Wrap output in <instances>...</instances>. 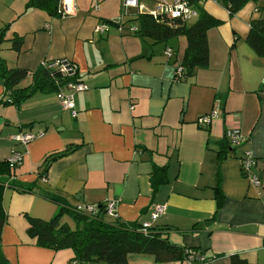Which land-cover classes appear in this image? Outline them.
<instances>
[{
    "label": "crops",
    "instance_id": "1",
    "mask_svg": "<svg viewBox=\"0 0 264 264\" xmlns=\"http://www.w3.org/2000/svg\"><path fill=\"white\" fill-rule=\"evenodd\" d=\"M119 1L97 0L103 7L96 11L93 0H62L65 14L56 18L30 8L28 0H0V60L8 70L30 73L17 88L29 86L43 63L59 60L75 64L88 88L73 93L75 118L54 91L0 104V162L13 150L23 153L21 164L0 179L27 189L2 192L0 264L1 256L2 264H72L70 249L39 246L28 235V218L48 221L57 214L55 198L80 215L87 212L79 207L116 200L117 219L140 224L163 206L151 226L172 245L202 253L204 264H230L233 256L264 264V57L245 41L250 21L264 19V0L232 17L207 0L202 7L223 23L207 32L208 66L180 82L174 73L185 39L153 43L134 34L135 24L115 20ZM104 19L122 25L96 32ZM17 38L19 50L12 43ZM3 94L0 80V99ZM211 113L209 124L197 123ZM235 128L245 143L221 159L224 134ZM19 133L43 135L18 147L11 138ZM244 150L256 160L260 187L241 173ZM64 151L45 172V159ZM154 166L166 167V181L157 187L150 180ZM217 193L223 196L219 208ZM60 222L76 227L69 214ZM127 262L187 264L145 254H130Z\"/></svg>",
    "mask_w": 264,
    "mask_h": 264
},
{
    "label": "trees",
    "instance_id": "2",
    "mask_svg": "<svg viewBox=\"0 0 264 264\" xmlns=\"http://www.w3.org/2000/svg\"><path fill=\"white\" fill-rule=\"evenodd\" d=\"M207 0H189V3L199 10L198 17L192 23H185L179 19L166 16L152 15L147 12H135L127 22L135 24L137 30L134 34L151 40L153 43H167L175 38L183 37L186 46L178 66L175 68L174 79L177 82L191 76L196 69L206 68L209 61L207 32L220 26L223 21L209 14L202 5ZM221 3L230 17L234 16L249 2L257 3L259 0H213ZM30 8L40 9L50 16L61 18L64 16L62 0H28ZM104 25H113L120 28L122 23L103 20ZM126 22V23H127ZM135 22V23H134ZM133 27V26H131ZM4 31L0 32V42L3 40ZM254 52L264 57V19L250 21V28L245 39ZM13 47L19 50L20 39L13 40ZM59 64L66 67L63 75L59 68H50L53 62L43 63L37 70L31 73L32 83L25 88H17L19 83L30 75L22 69L8 70L0 60V80L4 87L3 98L0 104L17 105L37 91H64L69 82L79 83L77 69L72 70L75 64L59 60ZM75 68V67H74ZM177 68L181 73L176 72ZM226 140L220 143L219 157L224 159L233 150ZM66 151L48 156L44 163V171L56 158L65 155ZM12 168L7 162H0V176L10 175ZM3 179V178H2ZM0 179V202L5 187L10 186L17 190H27L14 183ZM151 184L157 187L166 181V167L154 166L150 175ZM219 191V188H216ZM59 206L57 214L48 221L28 218V235L36 240L39 246L52 250L70 249L73 252L72 264H128L127 257L130 254H145L154 258L156 262L181 261L184 259L187 249L172 245L161 229L152 226L143 231V223L121 222L118 219L108 221L104 211V204L97 205L98 213L80 215L67 208L61 199H53ZM223 196L216 194V204L219 208ZM85 212V210H81ZM69 214L75 222V229L61 223V217ZM6 222V216L0 215V241L1 232ZM189 250V249H188ZM194 251V250H192ZM206 258V257H205ZM1 264L3 257L1 256ZM208 259L206 258V262ZM230 264H250L244 259L233 256Z\"/></svg>",
    "mask_w": 264,
    "mask_h": 264
},
{
    "label": "built area",
    "instance_id": "3",
    "mask_svg": "<svg viewBox=\"0 0 264 264\" xmlns=\"http://www.w3.org/2000/svg\"><path fill=\"white\" fill-rule=\"evenodd\" d=\"M121 14L123 18L132 17L135 12H147L154 16H166L172 19H179L182 22L189 23L192 19L198 17V10L189 3V0H122ZM142 2H150L154 5V9H145ZM97 0H93V7L97 8ZM63 10V9H62ZM64 13V10H63ZM65 14V13H64ZM137 28L131 27L130 31L135 32ZM95 31L99 33L107 32V25L99 24L95 27ZM164 54L167 57H170L173 52L170 48H166ZM75 67V68H74ZM72 70L77 69L74 65ZM50 68H59L63 75L67 72V69L64 65L59 64L57 61L53 62ZM176 72L181 73V69L177 68ZM88 88L86 85L74 82H69L65 86L64 91L57 92V99L63 106V108L70 112L72 117H76V111L73 105V93L75 92H84ZM215 116V113L210 115L202 116L198 119L197 123L201 126L207 125L210 123L211 118ZM43 133L28 134V133H19L11 138V141L18 147H26L31 141L41 137ZM225 140L231 147H241L245 143V139L241 135V132L238 128L226 131L224 134ZM23 160V153L19 150H13L10 158L8 159L9 166L11 168L18 167ZM241 165L242 175L255 187H260V181L258 180L254 169L256 166V160L249 150H244L242 156L239 159ZM118 201L112 200L104 204L105 215L109 218L117 219L116 207ZM85 210L89 214L98 213L99 209L96 205H87L83 208H78ZM164 207L157 206L154 212L151 214L150 223H144L142 228L145 232V229L151 226V223L154 222L158 216L163 213ZM184 259L187 261V264H204L206 262L205 256L198 252L192 250H186ZM81 264V263H78Z\"/></svg>",
    "mask_w": 264,
    "mask_h": 264
},
{
    "label": "rangeland",
    "instance_id": "4",
    "mask_svg": "<svg viewBox=\"0 0 264 264\" xmlns=\"http://www.w3.org/2000/svg\"><path fill=\"white\" fill-rule=\"evenodd\" d=\"M106 1H108V0H106ZM71 2H73V0H71ZM142 4L144 5L145 9H154V5L152 3H150V2H142ZM99 6H100V8H102L103 4L102 3L98 4L97 8H95L94 10H96V11L99 10ZM112 6H113V4H112ZM121 6H122V2L119 1V4H118V17L115 19L116 21H120L123 18L122 15H121ZM195 19H192L191 21H189V23L192 22ZM10 190H12L15 193H17V191L14 188H10ZM107 220H111V218H107Z\"/></svg>",
    "mask_w": 264,
    "mask_h": 264
}]
</instances>
